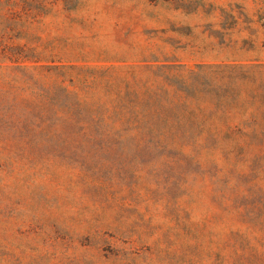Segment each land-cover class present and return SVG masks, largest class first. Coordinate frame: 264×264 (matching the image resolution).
<instances>
[{"label": "rangeland", "instance_id": "374dc122", "mask_svg": "<svg viewBox=\"0 0 264 264\" xmlns=\"http://www.w3.org/2000/svg\"><path fill=\"white\" fill-rule=\"evenodd\" d=\"M16 3L0 264H264V0Z\"/></svg>", "mask_w": 264, "mask_h": 264}, {"label": "trees", "instance_id": "16d2710c", "mask_svg": "<svg viewBox=\"0 0 264 264\" xmlns=\"http://www.w3.org/2000/svg\"><path fill=\"white\" fill-rule=\"evenodd\" d=\"M20 3V6L16 3L15 8L19 7L21 10V18L23 21L28 22L29 19H35L40 9H42V0H15Z\"/></svg>", "mask_w": 264, "mask_h": 264}]
</instances>
